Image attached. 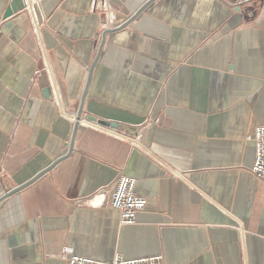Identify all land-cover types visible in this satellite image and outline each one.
I'll return each instance as SVG.
<instances>
[{"label": "crops", "instance_id": "0c3cea01", "mask_svg": "<svg viewBox=\"0 0 264 264\" xmlns=\"http://www.w3.org/2000/svg\"><path fill=\"white\" fill-rule=\"evenodd\" d=\"M10 1L0 264H66V246L264 264V181L246 139L264 125V0H24L4 17ZM123 174L146 205L120 227L107 201Z\"/></svg>", "mask_w": 264, "mask_h": 264}, {"label": "built area", "instance_id": "2783aa9c", "mask_svg": "<svg viewBox=\"0 0 264 264\" xmlns=\"http://www.w3.org/2000/svg\"><path fill=\"white\" fill-rule=\"evenodd\" d=\"M85 124L90 127L100 126L92 120L85 121ZM110 131L115 133L113 129ZM246 139L254 144L252 173L255 177L264 181V125L254 127L253 132L246 135ZM135 183L136 179L134 177L120 175L114 189L108 196V205L118 212L120 227L134 223L137 214L145 208L146 198L135 192ZM59 257L66 261V264H164L161 255L124 258L119 253H115L110 260H97L89 256L76 254L68 246L62 249Z\"/></svg>", "mask_w": 264, "mask_h": 264}, {"label": "water", "instance_id": "95a60500", "mask_svg": "<svg viewBox=\"0 0 264 264\" xmlns=\"http://www.w3.org/2000/svg\"><path fill=\"white\" fill-rule=\"evenodd\" d=\"M24 6H25L24 0H11L10 3H9V6L5 10V13H4L3 16L4 17H8V16L12 15L13 13H15V12H17L19 10H22L24 8ZM44 95L47 96V97L51 96V92H50V88L49 87H47L44 90ZM80 113H81V107L79 108V111H78V118L80 116ZM77 125H78V119L75 120V122H74L73 136H72L71 141L69 143V147H71V145H72L73 138H74V135H75V131L77 129ZM110 127L113 128V129H118V125L115 124V123H111Z\"/></svg>", "mask_w": 264, "mask_h": 264}]
</instances>
